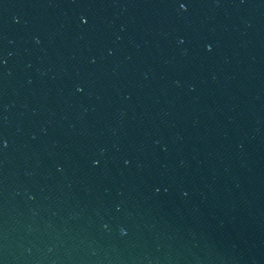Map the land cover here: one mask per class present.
Returning a JSON list of instances; mask_svg holds the SVG:
<instances>
[{"label":"water","instance_id":"1","mask_svg":"<svg viewBox=\"0 0 264 264\" xmlns=\"http://www.w3.org/2000/svg\"><path fill=\"white\" fill-rule=\"evenodd\" d=\"M0 264H264V0H0Z\"/></svg>","mask_w":264,"mask_h":264}]
</instances>
